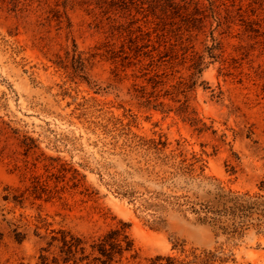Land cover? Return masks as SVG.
<instances>
[{
	"label": "rangeland",
	"instance_id": "374dc122",
	"mask_svg": "<svg viewBox=\"0 0 264 264\" xmlns=\"http://www.w3.org/2000/svg\"><path fill=\"white\" fill-rule=\"evenodd\" d=\"M197 1L0 7V264L122 222L121 264H264V0Z\"/></svg>",
	"mask_w": 264,
	"mask_h": 264
},
{
	"label": "trees",
	"instance_id": "16d2710c",
	"mask_svg": "<svg viewBox=\"0 0 264 264\" xmlns=\"http://www.w3.org/2000/svg\"><path fill=\"white\" fill-rule=\"evenodd\" d=\"M20 0H0V7L5 6L8 10H15ZM194 3H198L195 0ZM207 213L213 211L211 207L202 208ZM225 212L226 208L217 210L211 217V222L216 224L220 221L221 212ZM126 224L121 223L120 226L110 228L96 238H85L81 235L63 232L59 238L58 246L62 264H121L123 254L132 250V240L130 239L126 229ZM225 229V227H222ZM53 238L52 240H56ZM53 258L51 262H56ZM228 255L218 254L214 251H202L200 253L191 252L190 254L180 256L171 255L169 253H157L144 259L140 264H217L226 262ZM41 264H50L47 256L41 254Z\"/></svg>",
	"mask_w": 264,
	"mask_h": 264
}]
</instances>
